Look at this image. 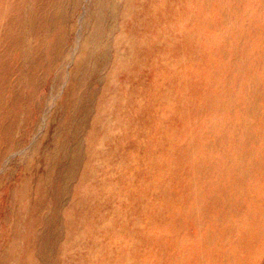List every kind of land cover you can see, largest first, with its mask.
Here are the masks:
<instances>
[{"label": "bare ground", "instance_id": "bare-ground-1", "mask_svg": "<svg viewBox=\"0 0 264 264\" xmlns=\"http://www.w3.org/2000/svg\"><path fill=\"white\" fill-rule=\"evenodd\" d=\"M245 1L0 0V264H263Z\"/></svg>", "mask_w": 264, "mask_h": 264}, {"label": "rangeland", "instance_id": "rangeland-1", "mask_svg": "<svg viewBox=\"0 0 264 264\" xmlns=\"http://www.w3.org/2000/svg\"><path fill=\"white\" fill-rule=\"evenodd\" d=\"M3 7H5L7 10H9L10 7H11L10 2L8 4H7V2H4ZM235 9H236V13L238 15H240L242 18L249 19L248 22H253V20H258L259 25H260V23H261V25H264V21H263V19H264V0H262V2H261V0H246L242 5L237 6ZM259 16H260V18H259ZM259 19L261 21H263V22H261ZM258 31H261L260 34L262 35V33L264 32V27H260L258 29ZM254 35L256 36L255 33H254ZM247 37L248 36H246L247 41L244 40V43L248 46V47L246 46L245 54H248V56L253 54L252 55V60L257 62V64H258L257 66H259V67L256 70H254V71H250L249 70V71H244L242 73L239 72L240 74H238V75H236V73L232 72V74L234 76H237V78L240 81L241 78H242L241 76H244V75H246V73H248V77L250 79L252 77H254V79L256 78V79L259 80L260 85H261V89H262V91L264 93V56L262 55V52H261L262 51V47L264 48V39L258 37L259 40H263L262 44H260V42L258 40L253 42V37H251L250 39H248ZM72 41H74V38L72 39ZM72 41H71V43H73ZM259 49H261V50H259ZM201 54H208V50L207 49L204 50ZM241 54H242V52L237 53V54H233V55L235 56V58L236 57H240L241 58ZM258 54H260L259 58H258ZM261 55H262V57H261ZM244 57H246V56L244 55ZM215 61H216V59H215ZM216 66L218 67L219 65H216ZM220 70H221V68L218 69V71H220ZM220 74H221L220 72H219V74H217V76H216L217 80L219 79L220 81L225 82L224 80L220 79V78L223 77ZM52 75H54V74L52 73ZM51 81H52V79L48 83H50ZM245 82H247V81L244 80L242 82V86L243 87H244ZM234 87H237L236 84L234 85ZM40 93L41 94L42 93L43 94L50 93L48 91V86L46 85L44 87L43 91L41 90ZM38 99H40L39 96H38ZM48 102L50 103V98H49ZM260 103H262L261 98L258 99L259 106H260ZM51 107H52V105H51ZM51 110H52V112L49 113L48 117L55 116L56 115V111L58 110V107L54 105L51 108ZM262 116L264 117L263 114H262ZM35 117H34V119H35ZM20 135H21V132L17 131L16 138H19ZM16 165H17L16 162L15 163L12 162L11 164H9L8 167H10V169L13 170V169H15ZM190 229H191V231H188L187 234L188 235L194 234L193 231L195 230V228L192 226V227H190ZM263 264H264V254H263Z\"/></svg>", "mask_w": 264, "mask_h": 264}]
</instances>
